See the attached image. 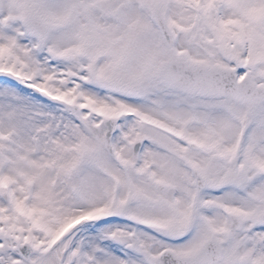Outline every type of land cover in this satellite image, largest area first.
<instances>
[{"label":"snow or ice","instance_id":"1","mask_svg":"<svg viewBox=\"0 0 264 264\" xmlns=\"http://www.w3.org/2000/svg\"><path fill=\"white\" fill-rule=\"evenodd\" d=\"M0 264H264V0H0Z\"/></svg>","mask_w":264,"mask_h":264}]
</instances>
